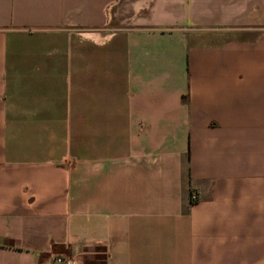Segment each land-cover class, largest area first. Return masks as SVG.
<instances>
[{"label": "crops", "instance_id": "1", "mask_svg": "<svg viewBox=\"0 0 264 264\" xmlns=\"http://www.w3.org/2000/svg\"><path fill=\"white\" fill-rule=\"evenodd\" d=\"M52 255L264 264V0H0V264Z\"/></svg>", "mask_w": 264, "mask_h": 264}, {"label": "built area", "instance_id": "2", "mask_svg": "<svg viewBox=\"0 0 264 264\" xmlns=\"http://www.w3.org/2000/svg\"><path fill=\"white\" fill-rule=\"evenodd\" d=\"M189 198L190 200L196 199V194L191 191ZM50 264H76V262L75 259L70 256L52 255L50 257Z\"/></svg>", "mask_w": 264, "mask_h": 264}]
</instances>
